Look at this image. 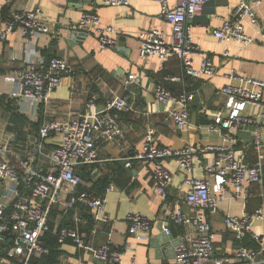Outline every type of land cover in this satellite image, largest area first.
I'll use <instances>...</instances> for the list:
<instances>
[{
  "label": "crops",
  "instance_id": "0c3cea01",
  "mask_svg": "<svg viewBox=\"0 0 264 264\" xmlns=\"http://www.w3.org/2000/svg\"><path fill=\"white\" fill-rule=\"evenodd\" d=\"M168 1L171 6L176 4V0ZM240 2L223 0L216 6V13L209 17L208 23H194L192 19L189 22L200 50L199 55L192 56L194 66L199 67L207 58L215 65L216 73L197 78L184 76L180 82H166L174 95L187 92L192 99L194 95L198 99L196 104L191 100L189 125L181 128L170 117L172 103L160 104L154 98L155 86L165 76H182L181 61L176 57L163 60L139 54L141 40L138 36L141 31L158 29L168 41L172 39L171 25L161 17V5L157 0H129L127 6L107 5L104 0H0V15L4 18H9L16 11L40 8L50 21L49 32L34 39L24 37L22 31L16 29L0 41V98L4 96L0 100V140L11 144L12 163L20 173L23 172L22 162L28 146L39 138L38 130L42 123L67 121L92 111L100 112L106 100L114 94L125 97L131 106L129 111L114 113L125 138L109 141L99 137L96 141L99 160L77 168L78 174L85 175L82 176L81 188L86 191L98 194L93 189H97L107 177L109 179L105 192L99 193L106 196L108 220L99 223L91 220L90 226L96 232L89 233L87 240L95 246L112 241L113 247L124 253L120 264H174V248L186 231L184 227L169 223L168 215L177 204L187 208L184 197L189 189L186 183L189 175L181 170L175 158L164 160L173 180L168 197L163 199L156 193L150 167L134 158L143 147L148 129H154L159 145L174 148L191 145L199 149L193 172L197 177H202L204 167L214 160L215 152L208 150L209 146H231L239 160L246 164H253L257 159L252 142L258 127L264 135V92L262 104L249 105L245 112L257 123L241 126L235 131L212 126L217 116L226 114L222 88L240 84L230 79L231 74L264 80V29L261 31L260 25L245 23L246 33L253 38L246 45L232 41L226 46L213 34V30L222 25ZM255 10L261 26H264V0L255 6ZM84 12L98 14L105 25L116 30L114 49H101L95 34L80 30L78 23ZM74 31L86 35L72 38ZM226 50L228 55L224 54ZM54 56L67 58L71 72L63 77L49 104L35 112L28 103L13 97L20 90L17 76L30 63ZM129 76L137 82L126 83ZM95 94V106L90 108L89 102ZM60 141L61 136L55 135L45 144V150L56 147ZM122 161L126 162L127 170L121 166ZM117 162L122 171L117 170ZM111 186L114 188L107 190ZM3 188L0 181V195ZM252 194L247 200H223L217 213H208L214 232L215 256L231 254L244 242L248 243L244 244L246 246L256 247L249 236L239 240L224 224L228 213L251 214L257 208L264 209L263 182L254 185ZM132 212L144 214L152 221L151 233L141 239L128 232L127 216ZM50 216L53 227L72 225L71 217H65L60 207L53 209ZM165 223H169L171 234L163 230ZM252 228L254 232L263 234L264 218L256 219ZM61 247L60 264H80L82 259L84 264H103L71 241Z\"/></svg>",
  "mask_w": 264,
  "mask_h": 264
},
{
  "label": "built area",
  "instance_id": "2783aa9c",
  "mask_svg": "<svg viewBox=\"0 0 264 264\" xmlns=\"http://www.w3.org/2000/svg\"><path fill=\"white\" fill-rule=\"evenodd\" d=\"M157 1L161 5V17L171 25L172 39L168 41L158 29L141 31L138 36L141 40L139 54L141 57L156 56L163 60L176 57L181 61L182 76H165L163 81L156 84L154 98L160 104L172 103L171 119L176 126L185 128L190 121L192 95L187 92L174 95L166 82H180L184 76L197 78L216 73L211 60L203 59L199 67H195L192 60V56L199 55L200 50L189 22L201 14L208 0H176L174 6L168 0ZM261 1L241 0L222 25L213 30L216 39L226 46L232 41L244 45L250 43L253 38L246 33L245 23L260 25L261 31L264 29L255 10ZM104 3L127 6L129 0H104ZM78 26L85 33L95 34L101 49L116 47V30L105 25L98 14L84 12ZM49 27L50 21L40 8L16 11L9 18L0 15V41H4L16 29H20L24 37L34 39L49 32ZM224 54L228 55V51ZM70 72L68 59L61 56L30 63L19 72L17 78L20 90L13 97L28 103L37 112L41 106L49 104L52 94L61 86L63 77ZM230 79L240 84H229L222 88L226 98V114L217 116L212 126L235 131L241 126L257 123L245 112L249 105L262 104L264 80L245 78L235 73L230 75ZM125 82H137V79L129 76ZM96 98V94L92 96L90 108L95 106ZM130 109L125 97L114 94L106 100L100 112L92 111L67 121L42 123L38 130L39 138L28 146L21 173L12 163L11 144L0 140V181L4 184L0 195V264H38L36 260L43 259L51 252L45 239L49 232L56 234L61 246L70 240L79 249L91 254L96 262L120 264L124 253L114 248L112 241L95 246L87 240L89 233L96 232L90 226L91 220L94 223L108 220L106 196L79 191L83 178L77 173V168L99 160L96 148L99 137L109 141L125 138V132L114 112ZM55 135L61 136V141L56 147L45 150V144ZM252 146L257 155L253 164L241 162L231 146L207 147L215 152V157L211 164L204 167V175L197 177L193 172L196 170L199 149L191 145L182 148L159 145L155 140L154 129L147 130L143 147L134 158L150 167L156 193L163 199L168 197L173 175L164 165L167 158H175L181 170L189 175L186 178L189 189L184 197L187 208L177 204L168 215L169 223L186 230L174 248V264H264V233L258 234L252 228L256 219L264 218L262 207L251 214L228 213L224 217L225 227L237 239L249 236L256 245L249 247L241 244L231 254L215 256L214 232L208 219V213L218 212L221 201L247 200L253 195L254 185L262 183L264 135L260 127L256 129ZM113 188L111 186L107 190ZM59 207L65 217H71L72 225L52 226L50 213ZM127 220L129 234L138 239L152 231V221L144 214L132 212ZM169 223L163 225L167 234L172 233ZM9 239L10 245L5 246L3 241ZM6 248L8 251L2 257ZM80 264H84L83 259Z\"/></svg>",
  "mask_w": 264,
  "mask_h": 264
},
{
  "label": "trees",
  "instance_id": "16d2710c",
  "mask_svg": "<svg viewBox=\"0 0 264 264\" xmlns=\"http://www.w3.org/2000/svg\"><path fill=\"white\" fill-rule=\"evenodd\" d=\"M2 99H4V96H2L0 98V100H2ZM199 122H203V120H199ZM116 165H117V170L122 171L119 162H117ZM22 176H23V174H22ZM81 176H85V175H81ZM22 180H23V178H22ZM108 182H109V179L107 177L106 181L102 182V184H100V186L97 189H93V190L95 192H97L98 194L102 193V192H105V188H106ZM78 190L81 191V190H85V189H82L81 186H79ZM45 239H46L47 245L51 249V252H50V254L48 256L44 257L43 259L36 260V263H38V264H53V263L60 264L59 257H60V253L62 252L61 251L62 247L58 243L56 234H53L52 232H49V233L46 234ZM244 244L248 245V243H246V242H244Z\"/></svg>",
  "mask_w": 264,
  "mask_h": 264
},
{
  "label": "water",
  "instance_id": "95a60500",
  "mask_svg": "<svg viewBox=\"0 0 264 264\" xmlns=\"http://www.w3.org/2000/svg\"><path fill=\"white\" fill-rule=\"evenodd\" d=\"M223 0H208L205 5H204V8H203V11L201 12L200 15H196L192 18V21L195 23V22H199V23H208L209 22V17L212 15V14H215L216 13V6L217 5H221V2ZM86 34L85 33H78L77 31H74L73 34H72V38H81V36H85ZM197 97L194 95L193 96V99H192V102L193 104H196V101H197ZM121 166L126 169V162L125 161H122L121 163ZM127 170V169H126ZM261 172H262V182L264 184V164L262 165V168H261ZM11 240H4L3 241V244L5 246H9ZM8 251V248H6L4 250V253H6Z\"/></svg>",
  "mask_w": 264,
  "mask_h": 264
}]
</instances>
